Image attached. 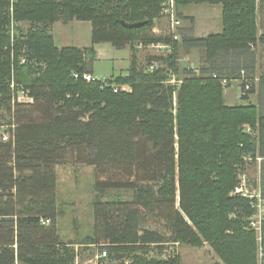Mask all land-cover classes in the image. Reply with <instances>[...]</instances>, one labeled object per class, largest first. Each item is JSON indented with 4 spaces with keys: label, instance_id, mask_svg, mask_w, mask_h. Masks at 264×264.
<instances>
[{
    "label": "trees",
    "instance_id": "1",
    "mask_svg": "<svg viewBox=\"0 0 264 264\" xmlns=\"http://www.w3.org/2000/svg\"><path fill=\"white\" fill-rule=\"evenodd\" d=\"M167 1L0 0V106L13 118L10 139L0 142V264H74L73 243L62 241L56 228L61 211L55 168L69 157L107 177L94 183L100 195L133 193L131 201L96 200L93 236L81 244L105 245L116 257H130V264H180L179 257L158 261L146 255L168 241L205 243L217 264H258L264 223L258 242L249 227L251 200L232 193L244 157L264 158V77L255 102L235 106L225 105L222 81L243 79V101L254 92L264 0H173L176 19L191 24L181 8L221 7L220 34L195 38L189 29L181 39L173 29L169 36L151 33ZM73 20L91 23V46L56 48L51 26ZM11 21L18 25L14 37ZM23 23L27 31L20 29ZM138 23L143 25L128 27ZM105 43L117 50L130 46L127 74L104 82L75 80L74 73L92 75L93 46ZM135 43L171 48L139 65ZM180 44L202 48L207 66L180 70ZM153 62L159 66L149 71ZM20 86L32 102L13 101ZM115 86L130 90L114 92ZM140 209L167 221L171 237L141 230Z\"/></svg>",
    "mask_w": 264,
    "mask_h": 264
},
{
    "label": "rangeland",
    "instance_id": "2",
    "mask_svg": "<svg viewBox=\"0 0 264 264\" xmlns=\"http://www.w3.org/2000/svg\"><path fill=\"white\" fill-rule=\"evenodd\" d=\"M186 17H192L193 23L188 20H179V25L174 28L175 34L183 33L187 35L189 29L192 30L191 35L195 38H205L209 35L220 34L222 31L221 20V7L218 5H190L180 9ZM163 18L156 21L155 27L151 30L156 36H169L172 31L170 18L163 12ZM177 18V17H175ZM258 27L259 33L264 32V7L259 8L258 11ZM28 23H23L20 29L27 31L29 29ZM158 27V28H157ZM11 27H9V30ZM17 30V27L14 28ZM53 35L55 38V45L60 46H78L83 47L90 44V27H86L79 22H73L68 27L55 26L53 28ZM185 35V36H186ZM181 39V35H180ZM107 44V43H105ZM136 48L141 53L140 65H146V57L148 56H162L165 55L164 51L159 49V43H151L146 47L142 43H135ZM164 45V44H162ZM151 47V48H150ZM129 53H132L130 46H127ZM169 48H171L169 46ZM135 49V48H134ZM136 50V53L138 52ZM179 69L184 67L194 68L199 71L202 67L207 66L204 59V52L202 48H185L183 45L178 47ZM98 60L93 64L94 78L102 79L109 76H117L119 71L117 65L121 63V68L124 69L122 59L127 56V50H115L110 44L102 45L98 48ZM116 52V54H114ZM256 52V67L253 77L254 92L249 95L247 101L241 99V89L239 83L243 79L231 81L227 87H224L223 99L227 106H235L246 104L247 102H255L257 93L260 89L261 79L264 77V46L255 48ZM121 61V62H120ZM116 69V70H113ZM242 78L244 75H241ZM109 79V78H106ZM113 80L112 78H110ZM182 78L180 77V80ZM110 82V80H109ZM229 82V81H228ZM122 91H129L127 86H115ZM20 88H24L20 86ZM13 118L9 116L6 110L0 106V142H5L3 137L9 136L10 124ZM70 162L61 163L56 166V195L57 205L61 214L56 219V228L58 235L65 243L72 242V248L76 253L74 264H95V256L102 251H107L109 259L112 264H130V257H116L110 253L105 245L99 244H81V241L87 236H93V207L96 200L99 198L103 201H131L133 193L128 190H113L106 191L103 195L97 193L94 189L96 180L104 181L107 177L96 171L93 166L78 164L75 159ZM240 172L246 176L247 192L253 193L256 190V180L258 181V167L254 161H244V164L239 166ZM108 172H110L107 169ZM115 172V171H114ZM116 173V172H115ZM115 175L122 176L118 171ZM98 177V178H97ZM140 215L143 218L141 221L140 229H148L157 231L167 239L171 237V230L167 221L155 219V212L140 209ZM257 234V232H255ZM261 250V251H260ZM166 255V257H163ZM258 264L263 263L264 248L258 249ZM148 259H156L158 261L175 260L179 257L180 264H217L220 263L217 256L208 244H203L200 247H193L181 245L174 241L165 242L160 247L151 246L148 254ZM118 258V259H117ZM103 264V263H102Z\"/></svg>",
    "mask_w": 264,
    "mask_h": 264
},
{
    "label": "built area",
    "instance_id": "3",
    "mask_svg": "<svg viewBox=\"0 0 264 264\" xmlns=\"http://www.w3.org/2000/svg\"><path fill=\"white\" fill-rule=\"evenodd\" d=\"M13 0H11L12 3ZM173 0H168L165 4H164V9L162 11L165 12L167 14V18H170L171 21V26L173 27L172 29L176 28L179 25V21L175 18V11L173 8ZM164 15V14H163ZM18 26L17 24L14 23V21H11L10 23V27L11 29L10 31V35L11 37H14L15 35V27ZM173 40H177L178 36L174 35ZM159 49L161 51H164V53L166 52H170V48L167 45H162L160 44ZM151 48V47H150ZM158 63L157 62H153L149 67L148 70L152 71L154 69L158 68ZM193 71L197 72L194 68H191ZM241 75H244L243 72H241ZM73 78L75 80H79L81 79L82 81L85 82H93L95 80L104 82L106 80V78H102V79H96L93 77V75L91 74H83L81 76H79L78 74L74 73ZM168 77L170 78V84L172 85H176L178 86V83L176 82L175 76L172 74H168ZM228 81L223 80L222 81V86L223 87H227L228 85ZM12 89L15 88V84L12 85L11 87ZM114 92L119 91V88L114 87ZM16 100L18 102H23V103H30L32 102V98L29 96V91L25 90L24 88H18V91H16V94L13 97V101ZM14 103V102H12ZM245 131L247 133H251V129L249 126H245ZM10 139V135L9 136H4L3 140L4 141H8ZM245 161H252L250 157H244ZM255 164L258 167V181L256 180V190H254L253 193H248L247 192V180L249 181L248 178H246L245 175H243L242 172L239 173L238 176V185L235 188L234 192L232 193V195H240L243 198L249 199L251 200V207L255 210L253 216L249 219V227L250 229H253V231L257 232V239L258 242L261 240V225L262 223H264V158H261L259 156H256L255 160H254ZM48 223V222H46ZM261 251V250H260ZM163 257H166V255H163ZM95 264H112V261H110L109 256L107 254V251H102L99 252L96 256H95Z\"/></svg>",
    "mask_w": 264,
    "mask_h": 264
},
{
    "label": "crops",
    "instance_id": "4",
    "mask_svg": "<svg viewBox=\"0 0 264 264\" xmlns=\"http://www.w3.org/2000/svg\"><path fill=\"white\" fill-rule=\"evenodd\" d=\"M73 22H79L80 24H84L86 27H90V37H91V23L90 22H80V21H76V20H73V21H70V22H67V23H63V22H61V21H58V22H55L52 26H51V35H52V37H53V40H54V44H55V38H54V35H53V28L55 27V26H57L58 24H59V26H63V27H68L70 24H72ZM155 27V26H154ZM158 28V27H157ZM154 33H155V31H154ZM90 44H86V46H83V47H78V46H60V47H58V46H56V48H59V49H61V48H67V47H71V48H77V49H85V48H89L90 46H91V39H90V42H89ZM102 45H107V44H96V45H94L93 47H94V49H95V51H96V60H98V54H99V52H98V48L100 47V46H102ZM112 48H114V47H112ZM115 49V48H114ZM127 50V53H125V54H127V56L126 57H124V59H122L121 61H122V63H123V65H124V61L126 62L125 63V66H124V69L123 68H121V63L119 64V65H117L116 66V68L118 67L119 69V71L117 72V76L118 75H126L127 74V71H128V69H129V67H130V62H131V57H132V53H129V50H128V48H127V46L125 47V48H123V50ZM115 50H117V49H115ZM118 51H121V50H118ZM138 51V50H137ZM114 54H116V52H114ZM141 53H140V51H138L136 54H135V57H136V60H137V62H138V64L140 65V62H141ZM120 61V62H121ZM113 70H116V69H114L113 68ZM92 75L93 76H95L94 75V72H92ZM112 77H114V76H109V77H106V78H112ZM97 79V78H96ZM239 86H240V83H239Z\"/></svg>",
    "mask_w": 264,
    "mask_h": 264
},
{
    "label": "water",
    "instance_id": "5",
    "mask_svg": "<svg viewBox=\"0 0 264 264\" xmlns=\"http://www.w3.org/2000/svg\"><path fill=\"white\" fill-rule=\"evenodd\" d=\"M142 25H143L142 23H138V24L128 25V27H130V28H137V27H140Z\"/></svg>",
    "mask_w": 264,
    "mask_h": 264
}]
</instances>
